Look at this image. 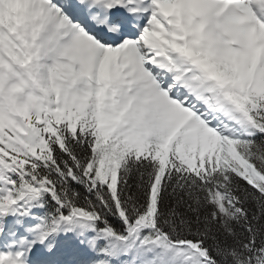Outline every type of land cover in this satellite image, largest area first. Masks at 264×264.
<instances>
[{
  "label": "snow or ice",
  "instance_id": "1",
  "mask_svg": "<svg viewBox=\"0 0 264 264\" xmlns=\"http://www.w3.org/2000/svg\"><path fill=\"white\" fill-rule=\"evenodd\" d=\"M0 264H264V0H0Z\"/></svg>",
  "mask_w": 264,
  "mask_h": 264
}]
</instances>
